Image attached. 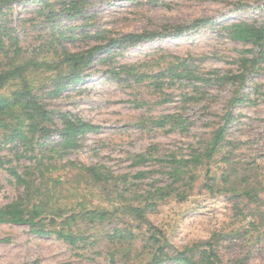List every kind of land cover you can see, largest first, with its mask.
<instances>
[{
	"label": "rangeland",
	"instance_id": "374dc122",
	"mask_svg": "<svg viewBox=\"0 0 264 264\" xmlns=\"http://www.w3.org/2000/svg\"><path fill=\"white\" fill-rule=\"evenodd\" d=\"M57 5L52 3L54 11L47 20L49 9L39 0L12 4L8 25L26 54L60 31L65 36L61 48L70 51L99 42L96 36L116 37L145 30L164 34L110 51L106 60H97L86 69L83 81L44 98L55 121L59 122V113L65 112L98 125L96 131L85 133L76 150L56 161L58 168L53 174L68 170L69 162L103 164L115 173L148 170L145 177L136 179L138 188L167 180L166 163L161 159L169 158L170 152L177 157L188 156L193 147L199 148L211 123L219 119L234 85L213 76L198 99L185 102L182 93L190 86L177 80L164 85V94H160L154 91L152 79L136 82L119 73L121 65L164 54L166 59L175 55L186 58L196 72L219 69L225 73L230 69L235 73L239 69L232 60L239 54L252 56L255 46L231 40L226 26L237 20L264 25V0H85L83 12L74 16L58 11ZM198 18L206 22L191 26ZM176 25L188 28L176 32ZM259 64L258 72L249 74L245 82L249 99L233 110L226 134L231 143L224 151L230 160L257 167V178L264 180V61ZM155 68L141 67L139 71L149 74ZM166 113H180L186 118V129L166 131L168 125L157 127L150 122V116ZM151 147V155L134 164L135 155L146 154ZM18 153L11 143L0 144V155L21 170L27 160L17 157ZM222 166L223 161H217L212 170L218 174ZM196 185L185 200H167L150 215L168 243L181 249L213 235L220 264L241 256H246L243 264H264V221L257 224L259 216L252 213V207L246 203L234 209L230 191L210 192ZM20 191L0 169V205L15 199ZM102 234L103 230H88V243L74 248L54 235L33 232L28 225L0 223V264H113ZM136 263L137 259L131 264Z\"/></svg>",
	"mask_w": 264,
	"mask_h": 264
},
{
	"label": "trees",
	"instance_id": "16d2710c",
	"mask_svg": "<svg viewBox=\"0 0 264 264\" xmlns=\"http://www.w3.org/2000/svg\"><path fill=\"white\" fill-rule=\"evenodd\" d=\"M15 1L18 0H0V144L11 143L20 152L17 157H25L27 161L19 170L6 156L0 155V169L21 188L15 199L0 205V223L28 225L33 232L54 235L74 248L88 243V230H103L101 238H106L108 257L113 264H131L135 259L136 264H220L213 235L181 249L174 248L152 223L150 215L167 200H185L199 182L196 186L210 192L230 191L234 209L247 203L252 213L259 216L257 224L264 221V180L257 178V167L230 160L224 151L231 143L226 134L233 110L249 99L245 92L246 79L249 74L257 73L259 62L264 61V25L237 20L226 26L231 40L255 46L252 56L239 54L232 60L239 69L235 73L230 69L225 73L219 69L196 72L186 58L175 55L166 59L164 54L156 59L121 65L119 73L124 72L136 82L152 79L154 91L160 94H164V85H172L177 80L190 86L182 93L185 102L198 99L213 76L234 85L223 111L218 114L219 119L211 123L199 148L193 147L188 156L177 157L170 152L166 156L169 158L161 159L166 163L167 180L138 188L136 179L145 177L148 170L115 173L103 164L69 162L68 170L53 174L58 168L56 161L76 150L85 133L96 131L98 125L65 112L59 113L57 122L44 98L48 94L58 95L69 85L83 81L86 69L97 60H106L110 51L164 34L145 30L116 37L96 36L99 42L70 51L61 48V39L65 36L60 31L26 54L8 25ZM39 1L49 9L47 20L52 17L54 1L59 4L56 9L68 16L81 14L85 2ZM205 22L198 18L191 26L198 27ZM175 28L176 32H182L188 27L176 25ZM141 67H156V70L148 74L140 72ZM150 122L157 127L168 125L166 131L186 129V118L180 113L152 115ZM153 148L146 154H136L134 164L143 163ZM217 161H223L218 174L212 170ZM244 259L246 256L233 258L228 264H243Z\"/></svg>",
	"mask_w": 264,
	"mask_h": 264
}]
</instances>
